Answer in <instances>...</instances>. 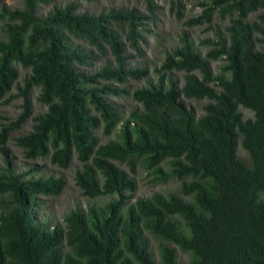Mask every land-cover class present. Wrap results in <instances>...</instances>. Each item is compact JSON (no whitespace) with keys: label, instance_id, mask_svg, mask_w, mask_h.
<instances>
[{"label":"trees","instance_id":"16d2710c","mask_svg":"<svg viewBox=\"0 0 264 264\" xmlns=\"http://www.w3.org/2000/svg\"><path fill=\"white\" fill-rule=\"evenodd\" d=\"M137 1L143 10L0 0V104L14 87L22 100L17 118L0 126V264H157L149 235L162 240L160 264H264V0L202 3L185 26L212 31L199 42L205 53L183 33L153 69L155 81L134 60L160 7ZM169 4L181 18L182 1ZM215 61L223 62L219 72ZM17 65L27 71L22 83ZM173 72L183 74L182 85ZM129 80L146 85L133 92L115 85ZM35 90L47 109L31 117ZM109 96L138 106L125 117ZM186 100L201 103L200 112ZM30 118L31 130L12 138ZM10 139L28 160L67 169L76 158L81 197L113 199L76 205L53 223L42 204L65 180L16 169ZM239 144L251 168L237 157ZM138 168L153 184L173 180L177 189L135 199Z\"/></svg>","mask_w":264,"mask_h":264},{"label":"rangeland","instance_id":"374dc122","mask_svg":"<svg viewBox=\"0 0 264 264\" xmlns=\"http://www.w3.org/2000/svg\"><path fill=\"white\" fill-rule=\"evenodd\" d=\"M6 5L9 7L21 6V0H3ZM77 2L78 5L83 10L97 11L110 7H136L140 10H143V5L137 0H95L93 2H88L86 0H51L52 3L57 5H64L68 2ZM170 0H154L156 5L160 7L159 10V20L156 26L147 25L146 30L143 33V41L141 42L142 49V58H136L134 63H137L141 66L148 67L150 71V79L156 80V76L153 72V69L159 68L161 65L165 53L173 48L179 43V37L183 33H187L191 36L197 51L201 54H204L206 49L199 45V42L203 39L210 37L212 31L207 25L203 26H185V22L191 18H194L201 14L203 7L202 3L209 2V0H181L183 9L181 12V18L176 16L175 10H170ZM50 6L42 7V11H47ZM216 23L222 27L227 25V21H221L218 18H214L213 24ZM130 52L131 50L128 49ZM223 62L215 61L210 62V65L214 72H219V67ZM98 64L96 65V67ZM20 77L19 82L22 83L23 77L27 74V71L22 69L20 65H17ZM174 73V78L177 80L179 85L183 84V74ZM119 88H124L129 92H133L135 89L144 87L146 85L145 80H129L125 84H115ZM18 90L15 87L12 89L11 94L7 96V102L0 104V126L6 124L8 121H13L21 112V103L22 100L18 96ZM38 91L35 90L31 96L32 104V113L31 117H34L37 114L43 113L46 111V106L39 104L36 101ZM109 100L119 109L122 115L125 117L128 113L133 110L136 106L131 98L127 96L112 97L109 96ZM194 107L197 108V111L200 112L201 103H198L194 100L187 101ZM239 110L242 112L244 118L253 117V113L243 107H239ZM31 118L24 123L19 130L12 132L11 137H17L20 134H25L31 130L32 127ZM100 140L105 142L106 137L102 136L101 131L97 132ZM7 149L10 154V161L13 163V166L16 169L25 170L28 168H40L39 175L41 176H53L55 178L61 177L65 180L66 186L62 193L57 197L46 198L42 204V211L40 212L43 217H49L53 223H61L64 214L75 207L80 205L81 207H86L88 204L102 205L110 199L111 197H102L95 200H86L81 197L80 191L75 185L74 174L76 170L80 168V164L77 162L76 158L73 159L71 165L67 169H61L50 163L49 159H37V160H28L25 159L22 155L21 149H19L13 139H10L6 144ZM237 157L241 160L245 167L251 168V160L247 152L239 144L237 147ZM4 164L3 157L0 154V167ZM152 176L148 175V172L143 168H138L135 175V181L137 183V191L134 194L135 199L140 197H148L153 193L161 192L167 194L169 192H174L177 189L176 181H169L167 183H158L153 184ZM260 197H264V193H259ZM188 201H191V198H186ZM150 239V252L155 258L157 264H160V255L158 250L159 243L162 242L161 239H158L152 235H149ZM176 252L180 259L187 261L189 259V254L182 253L180 249H176Z\"/></svg>","mask_w":264,"mask_h":264}]
</instances>
